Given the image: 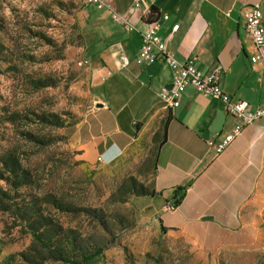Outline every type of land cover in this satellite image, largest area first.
<instances>
[{
  "label": "rangeland",
  "instance_id": "1",
  "mask_svg": "<svg viewBox=\"0 0 264 264\" xmlns=\"http://www.w3.org/2000/svg\"><path fill=\"white\" fill-rule=\"evenodd\" d=\"M93 6L0 0V264H79L99 250L94 264H264V187L257 241L205 250L139 199L149 155L105 165L73 143L94 104Z\"/></svg>",
  "mask_w": 264,
  "mask_h": 264
},
{
  "label": "crops",
  "instance_id": "2",
  "mask_svg": "<svg viewBox=\"0 0 264 264\" xmlns=\"http://www.w3.org/2000/svg\"><path fill=\"white\" fill-rule=\"evenodd\" d=\"M254 4L264 23V0H109L110 9L91 5L87 21L95 45L94 104L73 143L105 165L128 153L149 155L152 191L139 199L159 213L165 228L185 233L205 250L245 247L259 237L252 205L264 187V116L215 153L208 140L223 139L238 119L223 101L191 86L177 108H165L160 92L172 83L173 62L140 63L139 31L157 22L176 59L196 57L200 70L218 72L223 91L255 107L264 103V59L245 27ZM113 11L132 28L116 21ZM182 193L175 209H165Z\"/></svg>",
  "mask_w": 264,
  "mask_h": 264
},
{
  "label": "built area",
  "instance_id": "3",
  "mask_svg": "<svg viewBox=\"0 0 264 264\" xmlns=\"http://www.w3.org/2000/svg\"><path fill=\"white\" fill-rule=\"evenodd\" d=\"M88 4L98 9H110L109 0H85ZM113 18L122 25L132 28L124 15L113 11ZM166 20L168 15H164ZM245 27L252 38L257 51L264 59V23L263 13L259 4L252 5L245 14ZM158 23L148 24L145 31H139L142 36V46L138 52L139 62L151 64L158 59L169 58L173 62V79L170 85L161 89L160 97L163 106L167 109L177 108L187 87H193L199 94L219 99L226 104L229 114L234 115L238 122L232 130L221 140L209 139L208 144L215 153L223 151L242 132L246 125L254 123L264 116V103L251 107L246 101L237 100L223 91L220 86V76L217 71L203 72L195 65L196 57L186 61H180L167 50V41L158 33ZM179 28V24L173 26V31ZM260 59L259 54L251 57L252 62ZM174 203L167 204L165 209H175Z\"/></svg>",
  "mask_w": 264,
  "mask_h": 264
},
{
  "label": "trees",
  "instance_id": "4",
  "mask_svg": "<svg viewBox=\"0 0 264 264\" xmlns=\"http://www.w3.org/2000/svg\"><path fill=\"white\" fill-rule=\"evenodd\" d=\"M183 189L185 190V188L182 187V190ZM182 198H183V193L179 197L175 196V202H174L175 207H177L179 205V203L181 202ZM161 228H162V230H164L165 227L162 225ZM101 254H102V250H99L96 253L87 255L82 260L75 261V262L79 263V264H94V263H96L99 260V256ZM63 260H66V259L63 258Z\"/></svg>",
  "mask_w": 264,
  "mask_h": 264
}]
</instances>
